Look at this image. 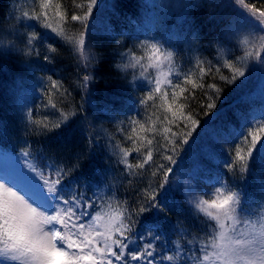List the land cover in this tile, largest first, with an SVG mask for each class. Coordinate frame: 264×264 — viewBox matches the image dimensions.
I'll list each match as a JSON object with an SVG mask.
<instances>
[{"label":"snow or ice","instance_id":"1","mask_svg":"<svg viewBox=\"0 0 264 264\" xmlns=\"http://www.w3.org/2000/svg\"><path fill=\"white\" fill-rule=\"evenodd\" d=\"M34 2L38 3L39 11L31 15L23 12L22 20L38 22L47 33L71 45L80 61L78 67H83L85 74L75 85L83 103L74 111H60L53 102V95L58 93L66 98L67 90L61 92L63 85L51 76L37 75L43 72L37 62L40 55L37 45L44 44L43 60L48 63L57 53L56 47L45 43L39 32L25 33L27 40L23 49L9 42L7 52L29 57L24 63L34 78L35 87L24 89L25 100L19 103L18 109L21 119L28 122L26 129L28 125L42 126L36 130L46 136L68 128L74 118L91 127L86 106L110 120H119V114L111 106L97 105L92 99L91 86L95 76L89 69L100 63L101 56L86 45V40L95 31L90 18L97 0H85L76 5L81 14H72L70 19L81 25L83 30L78 34L66 33L63 27L66 15L59 2ZM152 8L155 16L151 26H145L141 21L129 33V37H135L144 55L126 51L120 54L122 59L126 58V63L114 65L125 72L132 70L133 79L127 84L133 91L147 89L138 102L131 99L134 103L130 109L127 105L128 110L147 111L149 102L155 109L146 116H141L138 111V118L127 119L131 131L125 139L132 147L121 148L116 154L120 157L118 163L124 166L128 175H123L120 185L116 186L105 183L106 177L98 169L95 175L100 178L99 182L80 183L73 178V173L79 170V162L70 168L55 164L41 167L33 162L35 158L29 149L16 154L21 158L20 172L0 175V264H264V200L258 204L254 202L246 191L244 177L245 173L256 175L253 162L257 154L264 158V111L259 113V121L250 112L242 113L243 119L238 117L241 120L239 128L226 129L225 136L212 142L213 158L207 159L223 171L213 173L209 170L205 187L200 186L205 183L202 168L191 177L181 178L176 171L181 168L182 158L174 159L179 145L185 146V152L194 146L193 131L199 125L190 112L186 114L185 104L178 103L181 97L186 101L194 99L191 94L185 95L188 86L204 91L209 101L204 107L211 110L216 107L212 95L220 93L221 89L216 83H209L205 89V85L198 82L200 78L209 74L215 76L222 68L228 70L230 76L220 74L219 80L242 88L255 68L264 72V5L257 7L246 0H159ZM198 8H207L214 15H223L218 12L221 8L230 10L231 18L225 20L226 26L215 44L219 67L196 56L198 41L195 34L189 37L179 29V25L187 24L191 12ZM170 11L178 17V27L171 30L166 26ZM25 26L32 27V24ZM109 34L115 38L114 33ZM181 37L192 54L189 59L195 60L194 66L186 71L174 62V56L179 55L174 49ZM233 41L243 50V55L235 59L230 58L233 50L228 47ZM34 53L36 59H32ZM37 97L47 101L42 103L43 109L60 111L55 123H50L47 115L43 120H33V104ZM157 99L159 105L155 103ZM249 108L251 111V105ZM161 110L162 120L156 115ZM154 115L156 119L152 118ZM157 122L160 128L156 127ZM181 123L185 127L190 124L191 128L183 134L173 132L172 126L179 127ZM252 124L255 126L245 127ZM146 134H151L152 138ZM157 137L163 139L156 140ZM86 139L89 152L100 144L96 134L88 135ZM233 141V147L224 148ZM217 146L223 148L226 155H217ZM132 153L139 158L135 165L129 163ZM156 156L162 162L151 170L150 179L163 172V183L156 188L149 182L144 188L126 189L130 197L121 201L117 192L123 181L127 180L131 185L133 181L129 176L143 177L145 171L152 169ZM237 172L241 184L233 185L228 175L235 177ZM170 177L175 178L170 180ZM177 181H181L179 186ZM257 183L264 191V179ZM177 191L194 216L202 215V227L195 234L188 227H182L183 222L179 220L170 224L171 233L158 222L161 215H168L173 205L179 207V202L172 198V193ZM172 235L177 238L172 239Z\"/></svg>","mask_w":264,"mask_h":264},{"label":"trees","instance_id":"2","mask_svg":"<svg viewBox=\"0 0 264 264\" xmlns=\"http://www.w3.org/2000/svg\"><path fill=\"white\" fill-rule=\"evenodd\" d=\"M104 1L107 8L103 9V11L117 29H120L121 26L131 27L147 17L144 0ZM56 2L61 4L62 10L66 15V21L63 25L66 33L78 34L82 31L81 25L78 22H72L70 17L72 14H81L76 5L84 3L85 0H56ZM219 2H224V0H219ZM246 2L254 3L257 7L264 5V0H246ZM156 3H159V0H155ZM9 6L10 0H0V155L17 156L23 150L29 149L35 158L33 162L38 163L41 167L45 164H55L57 167L65 166L70 168L79 162V170L73 173V178L80 183L85 181L99 182L100 178L95 175L99 169L106 177L105 183L111 182L113 185H120L122 176L128 175V173L125 171L124 166L118 163L120 157L116 153L121 148L132 147L131 142L125 139L131 131L130 126L127 124V119L138 118V111L141 116H146L150 112L155 111V109L151 108V102H149L147 111L138 109L132 112H125L126 121L120 126L103 114L88 110L86 106L91 127L82 124L79 119L74 118L68 128L52 132L46 136L36 130V128L42 126L28 125L26 129L25 125L28 122L26 119H21L22 114L18 109L23 91L27 88L28 81L33 77L24 63L29 57L24 56L23 53L7 52L6 46L9 42L14 43L17 48L23 49L27 40L25 33L39 32L44 37L45 43L56 47L57 53L53 54L52 62L48 63L43 60V56L46 54L44 44L37 45L40 53L37 62L43 68V72L37 75L51 76L63 85L60 89L61 92L67 90V93H70V95L65 94L66 98L59 96L58 93L53 95V102L57 103V108L60 111H74L77 106L83 103L81 92L75 85L85 72L83 67H78L80 61L71 45L47 33L36 21H34L32 27H20L10 13ZM97 10L94 7L93 14L97 13ZM31 11H39L37 2L32 4ZM229 11L221 8L218 12L223 13V15H214L207 8L194 9L188 17V23L179 25L180 31L186 33L187 36L191 37L195 34V39L198 41V52L195 55L212 62L216 67H219V64L216 63L217 52L215 44L226 26L225 20L231 18ZM154 16L155 9L152 8V12L149 15L151 22ZM166 26L169 30L178 27V17L174 12L170 11L168 13ZM86 45H90L92 51L101 56L100 63L94 69H89L95 76V82L91 86L92 99L97 105H109L113 110H120V112L128 108L127 105L130 108L133 104L131 99L137 96V92L133 91L127 84V81L132 80L133 73L131 70L125 72L118 67H114V65H120V54L129 48L127 38L116 39L95 30L86 40ZM228 47L233 50L231 59L243 54L242 48L238 46L236 41H233ZM174 50L179 52L178 56H174V61L179 64L182 71L194 66L195 60L189 59L192 54L188 52L187 45L182 37L176 42ZM32 59H36L35 53ZM205 69L207 71V64H205ZM220 74L230 76L228 70L221 68V71L215 73V76L209 74L198 80V82L205 85V89H207L209 83H216L221 89V92L215 95L209 92V95H212V99L216 102L214 109L209 110L204 107L209 102L204 95V91L200 89L193 90L190 86H188V92L185 95L191 94L194 99L186 101L181 97L178 100V103L185 104L186 114L190 112L199 121V125L193 131V137L196 138L193 142L194 146L185 152V146L179 145L177 149L178 155L174 156V159L182 158L181 162H185L187 177H191L193 173L201 168L204 170L202 180L205 183L201 184V187H205L207 184L209 170L213 173L223 171V169H217L215 162H209L208 160L212 159V142L225 133L226 129L230 127L239 128L241 120L238 117L240 116L243 119L242 113L250 112V115H252L253 110L264 108V94L258 95L256 93L260 87V75L257 70L254 69L249 74V80L242 88H235L220 81ZM193 78L197 79V76ZM146 92L140 91L138 96L142 97ZM245 93L250 94L246 95ZM46 102V100L41 101L38 97L35 99L33 120H43L44 116L47 115L48 121L55 123L59 118L60 111L43 109L42 103ZM155 103L159 105L160 102L157 99ZM249 105H251V111ZM206 112L208 113L207 115H205ZM156 115L160 116L161 120L163 119L162 110L156 112ZM156 115L152 118L156 119ZM168 115L171 118V114L169 113ZM147 126L148 124L146 123ZM254 126L246 125L245 127ZM156 127H161L159 122H157ZM190 128V124L185 127L181 123L179 127L172 126V131L183 134ZM120 129H124V131H120ZM92 134L100 137V144L89 152L86 150L88 143L86 137ZM146 135L150 139L152 138L151 134ZM162 139V137L156 138V140ZM156 140H154V144ZM234 144L235 141L224 145V148H231ZM215 151L217 155H226L223 148L219 146L215 148ZM138 160L136 153H132L129 157L130 164L135 165ZM161 162V159L156 156L152 169L145 171L143 177L129 176V179L133 181L131 185H128L127 180H124L123 186L119 187L117 192L120 200L123 201L126 196L130 197V193L126 192V189L144 188L149 182L152 183L153 188H156L160 183H163V172L150 179L151 170ZM163 162L166 165L168 164L166 161ZM193 165H195L194 168H192ZM253 166L256 175L252 176L245 173L244 177L247 182L246 191L256 203L263 197V192H261L254 178L264 179V158H261L258 154ZM147 168L148 166H146ZM190 168H192L191 171H189ZM225 174L228 175L227 173ZM228 179L232 181L233 185L241 184L238 172L235 177L228 175ZM89 195H91V189L89 190ZM172 198L174 201L179 202V207L173 205L168 215H161L158 222L165 231L171 233L170 224H175L179 220L183 222L182 227H188L195 234L202 227V215L200 217L194 216L193 210L185 205L179 191L172 193ZM176 238L175 235H172V239Z\"/></svg>","mask_w":264,"mask_h":264},{"label":"rangeland","instance_id":"3","mask_svg":"<svg viewBox=\"0 0 264 264\" xmlns=\"http://www.w3.org/2000/svg\"><path fill=\"white\" fill-rule=\"evenodd\" d=\"M33 3H34V0H10V6H9L10 13L13 15L15 22H18V25L20 27H25L26 28L25 25L27 23H31V24L34 23V21L28 22V21H23L22 20L23 12L27 11V12H29L30 15L33 14V12L31 11V6H32ZM105 3L106 2L104 0H97V6H96V9H98L97 13H94L92 15V17L90 18V22H93L94 25H95V30L99 31L102 34H105V35H107L109 37H112L109 34L110 32L114 33L116 39H125V38H127L128 42H129V48L126 49L123 52L128 51V52L135 53L136 55L143 56L144 52H143L142 49H140L138 47V44L135 41V37L134 36L133 37H129V33H131L134 30V26L136 24H134L131 27L121 26L120 29L115 28V26H113L111 21L108 19L106 13H104V11H103V9L107 8ZM144 3H145V7H146L145 9H146L147 17L144 20H142V21L144 22L145 26H151L152 22H151V18L149 17V15L152 12V5L155 4V0H144ZM242 55L243 54H241V56ZM123 63H126V58L122 59L121 55H120V65L123 64ZM175 63L179 66V64L177 62H175ZM255 70H257L259 72V75H260V85H259L260 87L257 89L256 93L258 95H263L264 94V72H261L259 70V68H255ZM131 79H133V76H132ZM33 80H34V78H31L28 81L27 88H29V87L30 88H34L35 87V85L33 83ZM143 90H147V89L146 88H139V90L135 91V92H137V96H134L133 99L138 101V99L140 98L138 96V94H139L140 91H143ZM24 100H25V96H24V94H22L20 102L24 101ZM114 111L119 114V120H116L114 122L117 123L118 126L123 125L124 123L121 124V123H119V121H124L125 122L126 121L125 112H128L130 110H128V108H125L122 112H120V110H114ZM261 111H263V109L258 110L254 114L258 121L261 120V118L259 116V113ZM131 112H132V110H131ZM225 135H226V133H223L220 136H225ZM220 136L217 139H220ZM20 160H21V158L19 156L11 155V156L4 157V156L0 155V175H15V174H18L20 172V170H21ZM176 175L177 176H181V178L186 177L185 167L181 166V168H177ZM174 178L175 177H171V179H174ZM254 180L256 181V184L258 185L257 182L259 180H261V179L260 178H254ZM176 183H177V186H179L181 181H177ZM261 200H264V193H263V197H262ZM259 202L260 201H257L256 204H258Z\"/></svg>","mask_w":264,"mask_h":264}]
</instances>
